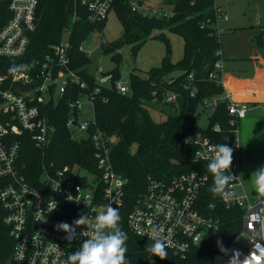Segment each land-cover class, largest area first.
I'll return each mask as SVG.
<instances>
[{"label": "built area", "instance_id": "2783aa9c", "mask_svg": "<svg viewBox=\"0 0 264 264\" xmlns=\"http://www.w3.org/2000/svg\"><path fill=\"white\" fill-rule=\"evenodd\" d=\"M114 1L74 0L72 20L74 22L79 18L76 7L77 3H81L86 7L88 21L101 22L112 10ZM198 1L189 0L192 6L197 5ZM39 2L40 0H0V57L20 58L26 55L37 28ZM164 3L170 5L169 10L163 6L154 8L148 0H130L133 10L154 16H174L176 0H161V4ZM212 9L213 15L204 19L202 25L212 27L221 37L219 22L227 21L229 16L216 0H213ZM71 30L67 27L64 32L71 35ZM72 46L70 37L65 41L61 38L44 58L33 61L23 69H17L11 75L0 68V179L4 181L0 187V201L6 212L4 222L14 241L9 264H64L67 256L79 249L86 239L80 235L86 229L83 226L77 228V238L69 244L65 239L67 233L57 231L55 226L58 223L71 225L82 214H87L91 220L107 206L119 208L124 203L127 179L115 171L111 160L118 136L107 135L99 129L93 100L94 93L99 92L103 86L111 87L112 73L95 75L98 84L91 90L72 66ZM79 49L85 51L82 44ZM217 53L221 58L215 62L209 78L224 87L222 48ZM189 78L192 79L193 75L190 74ZM116 87L121 93H131L129 81L122 82L119 79ZM184 87L189 89L188 84ZM79 91L80 96L74 98ZM176 94L173 91L168 94L167 101H175ZM66 95L71 98L68 103L71 113L67 127L73 139L91 140L95 149L94 168L79 164L55 167L53 162H44L40 168V183L32 184L23 173L24 137L30 136L34 145L45 153L56 133V127L41 106L51 100L59 103ZM190 95H195L194 89ZM223 99L228 100L230 123L235 126V136L230 147L233 148L231 172L236 178L231 186L237 196L243 199L226 204L220 196L212 193L209 207L218 210L221 205L238 206L241 214L237 218L242 221L238 234L226 241L222 235L220 219L205 214L203 192L209 181L207 174L184 173L170 180L148 176L144 192L138 196L135 206L127 215L128 227L137 236L148 239V221L163 227L165 236L170 235L173 241L174 246L169 249L180 256L184 257L193 246L211 243V264L228 262V256L220 251L218 240L227 249H238L243 255H247L253 248L252 242L264 238V224L253 220L254 216L259 215L264 221V197L257 191L238 192L244 185L236 160L235 149L239 145L236 135L239 132V121L246 117L249 107L247 102L233 98L225 88L221 96L205 98L204 105L215 109ZM85 100L91 104L92 114L82 118ZM214 129L219 131L221 126L217 124ZM76 131L86 136L76 138ZM190 140L197 147L196 159L209 162L208 149L217 143L201 132L187 138L186 142ZM137 227L144 229V234H140ZM54 244L59 248L52 250ZM214 246L218 247L213 249Z\"/></svg>", "mask_w": 264, "mask_h": 264}, {"label": "trees", "instance_id": "16d2710c", "mask_svg": "<svg viewBox=\"0 0 264 264\" xmlns=\"http://www.w3.org/2000/svg\"><path fill=\"white\" fill-rule=\"evenodd\" d=\"M212 4L213 0H199L197 5L192 6L189 0H176V14L172 17L148 15L133 10L130 0H115L112 7L123 24L124 33L120 40L102 44L105 53H113L112 60L116 62V67L107 72L112 73L111 87L103 86L99 92L94 93L93 100L99 129L107 135L118 136L111 160L115 171L127 179L124 203L118 210L119 226L128 236V264H151L152 259L155 264H211V243L193 246L184 257L168 248L167 259L162 261L145 250L151 241L130 231L127 215L135 206L138 196L144 192L148 176L170 180L184 173L207 174L209 181L203 192L205 214L220 219L222 235L226 241L233 239L242 227V221L237 218L241 214L238 206L221 205L218 210L209 207L212 200L209 189L213 184V177L208 171V162L197 160L196 145L192 140L186 142L187 138L201 132L217 144L225 143L230 146L235 136V126L230 123L226 99L219 101L205 127L199 124L202 111L206 108L204 99L224 94V87L209 78L215 62L221 58L217 53L221 48V37L212 27L202 25L204 19L213 15ZM74 9V0H40L37 7V28L28 52L20 58L0 57V68L11 75L13 72L10 69H23L33 61L44 58L51 52L52 46L61 40L64 30L70 27L72 66L88 83L89 88L94 90L98 83L95 74L89 69L91 56L79 47L92 32L103 29L106 19L98 23L88 21L86 7L77 3L79 18L73 22ZM166 27L183 37V57L173 61L171 48L166 40L167 53L162 63L146 71V76L132 71L129 78L131 93H121L116 82L121 78L119 65L123 62V54L118 50L130 44L136 53L154 29ZM190 74L193 75L192 79L189 78ZM185 84L189 85V89L184 87ZM193 89L195 95L191 96ZM80 91L74 98L80 96ZM172 91L184 97L182 114L178 113L175 101H167V95ZM70 99L66 95L59 103L51 100L41 106L56 127V133L45 153L34 145L30 136L24 137L23 173L32 184L40 183V168L44 162H53L55 167L79 164L94 168L95 149L91 140L73 139L67 127L71 113L68 106ZM163 100L171 110L164 120L156 121L147 104ZM217 124L221 126L219 131L214 129ZM3 183L0 179V187ZM5 214L0 201V264H9L14 245L10 229L4 222Z\"/></svg>", "mask_w": 264, "mask_h": 264}, {"label": "rangeland", "instance_id": "374dc122", "mask_svg": "<svg viewBox=\"0 0 264 264\" xmlns=\"http://www.w3.org/2000/svg\"><path fill=\"white\" fill-rule=\"evenodd\" d=\"M218 2L228 4L227 10L224 8L223 10L228 14L229 20L228 22L223 20L219 22L223 57L226 55L223 62L228 61V50L235 48V46L243 51H252V54L264 56V0H218ZM148 3L154 8L163 6L166 10L170 9V5L168 3L162 5L161 0H148ZM257 22L259 24H256ZM123 33V24L115 9H112L106 18L103 29H96L82 43L88 55L90 52V72L99 76L102 72H108L116 67V62L112 60L113 53H105L102 44H110L120 40ZM69 37L67 32L62 34L63 41ZM166 40H168L171 48L172 60H180L184 52L183 37L168 27L154 29L136 53L130 44L120 48L118 51L123 54V62L119 65L120 81L128 82L132 71L146 76V71L151 67L160 65L167 53ZM226 69L238 71L242 68L235 67V70H232L226 67ZM175 74L177 73H173V75ZM147 107L156 121L164 120L171 110L168 105L164 104V100L148 103ZM212 111V106H207L202 111L199 119V124L202 127L207 125L208 117ZM91 114L92 106L89 101L85 100L82 118L89 117ZM246 116L239 121V132L236 135L239 140V145L235 149L236 160L244 185L238 192L247 190L252 193L257 191L256 176L253 173L264 167V106L248 111ZM81 136H86V134L76 131L75 137L80 138Z\"/></svg>", "mask_w": 264, "mask_h": 264}, {"label": "clouds", "instance_id": "9594fccd", "mask_svg": "<svg viewBox=\"0 0 264 264\" xmlns=\"http://www.w3.org/2000/svg\"><path fill=\"white\" fill-rule=\"evenodd\" d=\"M10 71L16 72L17 69L14 67ZM208 151L209 162L207 168L213 177V184L209 191L220 196L226 204L243 199V197L237 196L231 186L236 178L231 172L233 148L223 143L211 146ZM228 172L231 174H226ZM253 174L256 176L257 192L261 197H264V167L256 170ZM253 220L264 224L259 215L254 216ZM119 221L118 208L109 205L91 220L87 214H82L71 225L69 223H58L55 226L56 230L67 233L65 239L69 244L76 240L77 228L83 226L86 229L80 233L86 239L83 240L79 249L67 256L64 264H128L126 256L128 236L120 228ZM137 231L144 234L142 228L137 227ZM147 237L151 242L147 244L145 250L152 257H158L162 261L166 260L168 256L167 249L174 246L171 236L166 237L163 227L148 221ZM217 244L220 251L228 256L227 264H264V238L252 242L253 248L247 255H243L238 249H227L220 240L217 241ZM58 248L59 246L54 244L52 250ZM242 255L243 258H241ZM151 264H155L153 259Z\"/></svg>", "mask_w": 264, "mask_h": 264}, {"label": "crops", "instance_id": "0c3cea01", "mask_svg": "<svg viewBox=\"0 0 264 264\" xmlns=\"http://www.w3.org/2000/svg\"><path fill=\"white\" fill-rule=\"evenodd\" d=\"M216 1L227 10L226 2ZM251 52L238 49V46L229 49L227 55L229 58L227 62H223L222 70L224 88L232 94L233 98L247 102L248 111L264 106V56ZM226 67L232 70H235V67L242 69L228 71Z\"/></svg>", "mask_w": 264, "mask_h": 264}, {"label": "water", "instance_id": "95a60500", "mask_svg": "<svg viewBox=\"0 0 264 264\" xmlns=\"http://www.w3.org/2000/svg\"><path fill=\"white\" fill-rule=\"evenodd\" d=\"M175 103H176V105H177V107H178V113L179 114H182V112H183V110H184V106H185V100H184V97L181 95V94H179V93H177L176 95H175ZM218 246H214V248L213 249H216Z\"/></svg>", "mask_w": 264, "mask_h": 264}]
</instances>
